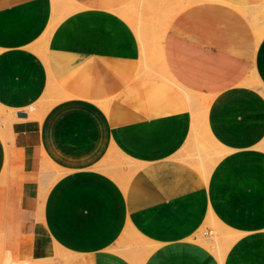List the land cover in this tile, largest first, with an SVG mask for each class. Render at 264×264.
Wrapping results in <instances>:
<instances>
[{
    "label": "crops",
    "instance_id": "1",
    "mask_svg": "<svg viewBox=\"0 0 264 264\" xmlns=\"http://www.w3.org/2000/svg\"><path fill=\"white\" fill-rule=\"evenodd\" d=\"M70 1L55 0L70 13L44 59L54 1L0 0L4 250L43 260L59 248L68 264H264V35L241 11L264 0ZM158 29L155 54L147 31ZM252 76L260 89L246 86ZM50 81L59 99L32 121ZM178 87L208 97L207 124ZM208 136L226 153L205 176L195 154ZM115 152L129 161L122 174L135 170L125 188L100 169ZM44 158L62 174L42 193ZM214 223L238 239L221 257L197 240Z\"/></svg>",
    "mask_w": 264,
    "mask_h": 264
},
{
    "label": "bare ground",
    "instance_id": "2",
    "mask_svg": "<svg viewBox=\"0 0 264 264\" xmlns=\"http://www.w3.org/2000/svg\"><path fill=\"white\" fill-rule=\"evenodd\" d=\"M54 2H53V21H52V23H51V25L49 26V28H48V30H47V32H46V34H45V36H44V38H43V42H42V44H41V46H40V54H41V56L45 59V54H46V40H47V37H48V34L52 31V28H53V24L55 23V21H59L60 19H62L63 17H65V16H68V14L70 13V7H59L58 5H57V3L55 2V0H53ZM72 1V0H71ZM71 1H70V3H71ZM143 1V0H142ZM152 1V0H151ZM155 1V0H154ZM175 1V0H174ZM177 1V0H176ZM175 1V2H176ZM185 1V0H184ZM193 1V0H192ZM191 1V2H192ZM198 1H206V2H208V1H213V3H214V1H219V0H198ZM188 2H190V1H188ZM187 1H186V3H188ZM205 2V3H206ZM65 3H67V2H65ZM143 3V2H142ZM184 3V2H183ZM202 3V2H201ZM64 4V3H63ZM68 4V3H67ZM157 4V3H156ZM194 4V3H193ZM196 4V3H195ZM203 4V3H202ZM73 5H75V4H71V6H72V8H74L73 7ZM183 5V4H182ZM190 5V4H189ZM174 6V5H173ZM186 6V5H185ZM192 6V5H191ZM156 7V6H155ZM183 7V6H182ZM187 7V6H186ZM175 8H176V6H175ZM175 8H174V10H175ZM247 8L248 7H245V9L247 10ZM170 8H168V10H169ZM180 9H181V7H180ZM184 9V8H183ZM183 9H181V10H183ZM240 9H244V8H240ZM249 9V8H248ZM251 9V8H250ZM249 9V10H250ZM262 9H263V11H264V4L263 5H261V6H256V7H254V12L255 11H262ZM73 10H75V8L73 9ZM171 10H173V9H171ZM170 10V11H171ZM177 10V9H176ZM249 10H247L248 12H250ZM142 11H147L146 9H144V10H142ZM141 11V12H142ZM166 11V10H165ZM165 11H163V12H161V13H164ZM241 11H244V10H241ZM173 12V11H172ZM177 12V11H176ZM175 12V13H176ZM135 13V12H134ZM142 13H145V12H142ZM149 13V12H148ZM243 13V12H242ZM244 13H245V11H244ZM247 13V12H246ZM252 13V12H251ZM255 13H258V12H255ZM125 14H127V13H125ZM171 14H174V13H171V12H169L168 11V13H166V15H165V19L166 20H168V23L169 22H172V21H170V19L171 18H174V17H172V16H170ZM128 15H130V14H128ZM161 15V14H160ZM124 16V15H123ZM127 16V15H126ZM144 16V15H143ZM127 17H129V16H127ZM146 17V16H145ZM252 17V16H251ZM250 17V18H251ZM258 17V16H257ZM131 18V17H130ZM129 18V19H130ZM133 18L134 17H132L131 19L133 20ZM138 18V17H137ZM254 18V17H253ZM252 18V19H253ZM255 18H256V15H255ZM131 19H130V21H131ZM135 19H136V16H135ZM134 19V20H135ZM163 19V18H162ZM257 19V18H256ZM256 19H254V21L256 20ZM258 19H260V17H258ZM262 19H264L263 18V16H262V18H261V20ZM134 20H133V22H134ZM139 20V19H138ZM144 20V19H143ZM173 20V19H172ZM129 21V22H130ZM153 21H154V19H153ZM253 21V20H252ZM251 21V24L252 23H254V21L252 22ZM258 21V20H257ZM60 22V21H59ZM139 22H140V20H139ZM258 22H261V21H258ZM262 22H264V20H262ZM147 23V22H146ZM145 23V24H146ZM148 23H150V22H148ZM57 24V23H56ZM132 24V23H131ZM135 24V23H134ZM264 24V23H263ZM136 25V24H135ZM141 26V24H138L137 26H138V28H134L135 30H136V32H137V34H138V36H139V39H140V42H141V44H142V46L144 45H146V44H144L145 43V40H144V36H146V35H144V33H143V31H142V29H139V27ZM169 25V24H168ZM168 25H165V26H168ZM253 25V28L254 29H256L257 31H259L260 33H262V34H264V29L261 27L260 28V25L258 24V23H256V24H252ZM133 27H134V25H132ZM256 26V27H255ZM136 27V26H135ZM142 28V27H141ZM162 28H164L163 26H162ZM167 28V27H166ZM148 30V29H147ZM163 30V29H162ZM166 30V29H165ZM164 30V32H162L163 34H162V36H161V40H159V51H160V48H161V46H163V44H162V40H163V35L164 34H166V31ZM145 31V30H144ZM157 35H159V34H157ZM155 36V35H154ZM260 36L262 37V35L260 34ZM256 39H257V37H256ZM152 40H156V38L155 39H152ZM157 41V40H156ZM155 41V42H156ZM154 45V44H153ZM146 47V46H145ZM153 47V46H152ZM145 48H143V50H144ZM154 50L156 49V48H153ZM146 51V50H145ZM159 51H157V52H159ZM160 53H161V51H160ZM146 54H147V52H146ZM154 54V53H153ZM161 55V54H160ZM146 57H147V55H146ZM145 57V58H146ZM152 58V57H151ZM144 59V58H143ZM145 62V61H144ZM142 63V62H141ZM150 63V62H149ZM145 65L146 66H148L149 67V65L148 64H146V62H145ZM152 65H153V63H152ZM145 66V67H146ZM163 66V65H162ZM145 67L143 68V70L145 69ZM151 67H149V69H150ZM163 69V68H162ZM151 70V69H150ZM145 71V70H144ZM152 71V70H151ZM164 71V70H163ZM164 73V72H163ZM141 74H142V72H141ZM140 74V76H142ZM162 75V74H161ZM145 76V75H144ZM143 76V77H144ZM149 76V75H148ZM147 76V77H148ZM170 76V75H169ZM166 78H167V82H169V77L168 76H166ZM50 79H51V77H50ZM162 79V78H161ZM54 81V80H53ZM172 81H173V79H172ZM171 82V81H170ZM174 82V81H173ZM53 83V82H52ZM51 83V81H50V83H49V87H48V89L46 90V92H45V94L43 95V97L41 98V103H47V105H46V107L44 108V109H42L41 108V105L39 106L41 109H39V108H37V105H39V104H37L36 106H34L32 109H30V112H29V116L32 118L31 120L33 121V119H35V121H38V120H40L42 117H43V115L47 112V110L49 109V108H51V106L54 104V102L56 101V100H58L59 99V97H58V99H55V100H53L54 98H53V96H52V86L54 87V85ZM172 83V82H171ZM176 82H174L173 84H175ZM245 84H246V86L248 87H250V85H251V87H254V88H257V89H260L261 87H260V83H259V81H258V79L255 77V76H252V78H250L249 80H247L246 82H245ZM176 85H179L178 83H176ZM252 85H254V86H252ZM256 85V86H255ZM258 87H260V88H258ZM180 90H181V87L179 88ZM54 91H55V89H53ZM182 90L184 91V89L182 88ZM181 90V91H182ZM61 91V90H60ZM182 91V92H183ZM187 92V93H186ZM186 92L184 91L183 93H185V96H186V99H187V101H188V103H189V101H190V103H189V105H190V107L191 108H194V107H196L197 109H198V112H199V114L197 115L196 113V115H197V117L200 119V118H202L201 119V121H203V124H207L206 123V121L205 120H203V118L204 117H208V115H205V113L207 114V109H208V106H209V103H211V102H209V99H207L208 97H204V96H201V95H198V94H194V93H190L191 91L189 90V92L186 90ZM57 93H58V91H57ZM264 93V92H263ZM60 94V93H59ZM56 95H58V94H56ZM205 95V94H204ZM208 96V95H207ZM63 98V97H62ZM43 106H45V105H43ZM8 111V110H7ZM194 111V110H193ZM192 111V112H193ZM196 111V110H195ZM0 112H3L2 111V109L0 108ZM3 113H5L4 114V116H5V119L3 120V119H1L0 118V135H1V137L4 139V140H6V138H5V131H6V127L8 126L7 125V123H8V121L12 118V115H10V114H8L7 112H3ZM194 113V112H193ZM15 115V114H14ZM1 116V115H0ZM44 118V117H43ZM205 118V119H206ZM42 121V120H41ZM205 121V122H204ZM199 122H200V120H199ZM201 123V122H200ZM196 125H198V124H196L195 122H194V125H193V127H192V130H195V128H196ZM201 125H202V123H201ZM202 126H206V125H202ZM198 127V126H197ZM201 127V126H200ZM207 128V127H206ZM205 128V129H206ZM201 129V128H200ZM204 129V130H205ZM206 131V130H205ZM197 132H201V130L199 131H197ZM193 133H195V131H193ZM210 133V132H209ZM192 136H193V134H191ZM205 136H207V135H205ZM210 137H211V135H209ZM207 137V140H208V142L210 143V144H208L207 143V141H202V143L200 142L199 143V140L201 139L202 140V137H200V139L199 138H197V140H198V143L196 144V145H198L196 148V159L198 160V162L199 163H204V164H206V166H204V164H203V169H204V174H205V176L208 174V173H211L210 172V169L216 164V162L217 161H219V159H221V157L226 153V152H224V150H222L221 149V147L216 143V142H214L213 141V138L211 139L210 137ZM194 139V137H191V139ZM192 139V140H193ZM200 140V141H201ZM193 142H195V139L193 140ZM5 144V143H4ZM195 146V145H194ZM21 149V148H20ZM16 150V149H15ZM25 150V149H24ZM29 150V149H28ZM112 150H115L114 148H112ZM7 151V150H6ZM23 151V150H22ZM21 152V151H20ZM7 153V152H6ZM22 153V152H21ZM27 153V152H26ZM115 153H117V155H115L113 158L114 159H116L117 160V162H119V164L121 165L122 163H124V164H127V163H129V161L126 159V158H124V157H122L120 154H118V152H115ZM23 154V153H22ZM109 154H111V152L109 153ZM16 155V154H15ZM112 155V154H111ZM189 156V155H188ZM191 156H193V155H191ZM108 159V161L107 160H105L102 164H101V166H100V169H101V171L102 172H104V173H106V174H108L109 176H111V177H113L116 181H118L119 183H120V185L123 187V188H125L126 187V185H127V183L129 182V180H130V178L131 177H133L132 175L134 174V172H135V170L134 171H132V173H130L129 175L127 174V175H123L122 174V169H121V167H119V165H117V163H111V162H109V160L111 159V157L109 156V157H107ZM44 162L46 163V165L48 166L49 165V167L51 168V169H58V167H54L47 159H45L44 158ZM109 162V163H108ZM198 163V164H199ZM197 164V165H198ZM199 166V165H198ZM7 168V167H6ZM47 170L46 168H42V171H41V188H39V190L38 191H42V193H44V192H47L48 190V188L49 187H51L50 185L54 182V181H57L58 180V177L59 176H61V171H62V169H60V171L59 170ZM202 169V170H203ZM199 170H201V169H199ZM5 171H8V168H7V170H5ZM202 172V171H201ZM1 176V175H0ZM34 177V176H33ZM36 179V178H35ZM57 179V180H56ZM131 181V180H130ZM40 185V184H39ZM20 186V185H19ZM42 189V190H41ZM47 190V191H46ZM41 197V196H40ZM36 198V197H35ZM46 198V197H45ZM45 198H41V200H45ZM38 199H40V198H38ZM40 201V200H39ZM42 205H43V201H42ZM22 206V205H21ZM40 208V207H39ZM43 209V208H42ZM40 210H41V208H40ZM41 215H42V213H40ZM40 215V216H41ZM41 218V217H40ZM42 219H43V217H42ZM43 221V220H42ZM44 222V221H43ZM213 222V221H212ZM44 225L46 226V224L44 223ZM214 226H215V228H216V234L213 236V237H211L210 239H205V238H202V236L201 237H198V236H200L201 235V233H200V235L198 234V236H197V240L200 242V244H202L203 246L205 245L206 247H211L212 249H215L217 252V255L219 256V257H221L223 254H224V252L228 249V247L233 243V241L235 242V240L237 241L238 239H237V236L236 235H234V233L232 234V233H230L228 230H225L224 229V227H222V225H219V224H217V223H214ZM47 229V228H46ZM129 229H131V228H129ZM133 229V228H132ZM225 230V231H224ZM132 231V230H131ZM236 234V233H235ZM51 237V236H50ZM138 237H140V239H141V236H138ZM52 240V239H51ZM142 240V239H141ZM144 240V239H143ZM196 240V241H197ZM199 242H197V243H199ZM53 243V242H52ZM141 243L143 244H145L146 243V241L144 240V241H141ZM56 245H58V244H56ZM147 245V244H146ZM146 245H143V247L144 246H146ZM54 246H55V243H54ZM141 246V245H140ZM147 246H149V245H147ZM52 247H53V244H52ZM58 247V246H57ZM138 248V247H137ZM142 248V247H141ZM57 249H59V248H57ZM64 249V248H63ZM62 249V250H63ZM209 249V248H208ZM57 251V252H56ZM56 251H54V252H56V253H64L65 255H63V257L64 258H66V257H70L71 255H72V253H71V255H70V253H69V251L67 252V250H65L66 252H64V251H61V252H58L59 250H56ZM149 252H151V250H149ZM213 252V251H212ZM214 253H215V251H214ZM225 254H227V252L225 253ZM33 255V254H32ZM62 255V254H61ZM61 255H58V257L60 258V256ZM74 255V254H73ZM72 255V256H73ZM55 256H57V255H55ZM76 256V255H75ZM74 256V257H75ZM54 257V256H53ZM54 259H55V257H54ZM74 259V258H73ZM60 260H61V258H60ZM221 260V259H220ZM219 260V261H220ZM53 261V260H52ZM50 259H43V260H40V259H35V260H32V262L30 261V260H23V259H20L19 257H17V256H15V255H13L12 253H10L9 251H6V257H5V259H4V261H3V263L2 264H52V263H54V262H52ZM55 261V260H54ZM31 262V263H30ZM223 261H221V263H222ZM59 263V262H58ZM55 264H56V261H55Z\"/></svg>",
    "mask_w": 264,
    "mask_h": 264
},
{
    "label": "rangeland",
    "instance_id": "3",
    "mask_svg": "<svg viewBox=\"0 0 264 264\" xmlns=\"http://www.w3.org/2000/svg\"><path fill=\"white\" fill-rule=\"evenodd\" d=\"M243 13H244V11H242ZM252 11H250V12H245L247 15V17L248 18H250L251 16H252V14H254V11L251 13ZM168 13V12H167ZM244 13V14H245ZM165 15H166V13H161V16H162V21H163V23L165 22H168V20H166L165 19ZM170 16H172V15H170ZM174 16V15H173ZM172 16V17H173ZM263 16V18H264V14L262 15ZM262 16H258V17H260V19H258V17L256 16V18H255V15H253L251 18H253V21H254V19H256L255 21H254V23H252V24H256V23H258L260 26L264 23V22H262V20H264V19H262L261 20V18H262ZM257 20L258 21H261V22H257ZM252 21V22H253ZM160 25V24H159ZM160 27V26H159ZM158 27V28H159ZM256 27V26H255ZM257 29V28H256ZM256 29H254V32H255V35H256V37H257V40H260L261 39V36H260V34L263 36L264 34H262V33H260L259 31H257ZM162 32H164V30H162V29H158V30H150V31H147V38L149 39V40H152V39H155L156 38V42L154 41V40H152V46H153V48H156L155 50L153 49V51H154V53L156 54V53H158L157 51H159L158 49H159V40H161V36H162ZM157 34H159V35H157ZM155 35V36H154ZM159 39V40H158ZM154 44V45H153ZM252 86H254V85H252ZM256 86V85H255ZM250 87H251V85H250ZM261 87V86H260ZM260 87H258V88H260ZM178 88H180V87H178ZM181 90H182V88H181ZM183 91V90H182ZM184 91L186 92V90L184 89ZM183 91V92H184ZM187 93V92H186ZM184 95H185V93H183ZM186 97V96H185ZM56 102V101H55ZM54 102V103H55ZM189 103H190V101H189ZM43 105H45V106H43ZM46 105H47V103H41V108L42 109H44L45 107H46ZM4 115L5 113H3V112H0V115ZM206 141V140H205ZM204 141V142H205ZM207 143L208 144H210L208 141H207ZM109 162H111V163H117V165H119V167H121V169H123L125 166H126V164H124V163H122L121 165L119 164V162H117V160L116 159H114V158H111L110 160H109ZM108 162V163H109ZM43 169L44 168H46L47 170H56V169H51L50 167H49V165L47 166L46 165V163H43ZM58 170V169H57ZM130 173H132V171L130 172ZM130 173H127L128 175L130 174ZM126 174V175H127ZM124 175V174H123ZM211 231H212V235L209 237V239L211 238V237H213L215 234H216V228H215V226H213V225H208L207 226ZM203 231H205V230H202L200 233H201V235L200 236H198V237H201L202 236V233H203ZM202 238H204L203 236H202ZM57 249H55L54 251H56ZM57 252V251H56ZM56 252H54L53 253V256L55 257V259H54V257H52V258H50V260L52 261V262H54V263H52V264H55V261H56V264H68L71 260H72V256H70L69 258L68 257H66V258H64L63 257V255H65L63 252L62 253H56ZM58 252H61L60 250L58 251ZM62 254V255H61ZM14 255V254H13ZM55 255H57V256H55ZM58 255H61L60 256V258H61V260H60V258L58 257ZM16 256V255H15ZM5 257H6V250H4V248H3V242H2V229H1V227H0V264H2L3 263V261H4V259H5ZM55 260V261H54ZM31 262H32V260H30ZM30 262V263H31ZM59 262V263H58Z\"/></svg>",
    "mask_w": 264,
    "mask_h": 264
},
{
    "label": "built area",
    "instance_id": "4",
    "mask_svg": "<svg viewBox=\"0 0 264 264\" xmlns=\"http://www.w3.org/2000/svg\"><path fill=\"white\" fill-rule=\"evenodd\" d=\"M211 235H212V231H208V230L203 231V233H202V236L204 238L210 237Z\"/></svg>",
    "mask_w": 264,
    "mask_h": 264
},
{
    "label": "water",
    "instance_id": "5",
    "mask_svg": "<svg viewBox=\"0 0 264 264\" xmlns=\"http://www.w3.org/2000/svg\"><path fill=\"white\" fill-rule=\"evenodd\" d=\"M16 116L18 118H24V117H26V115L24 113H17Z\"/></svg>",
    "mask_w": 264,
    "mask_h": 264
}]
</instances>
